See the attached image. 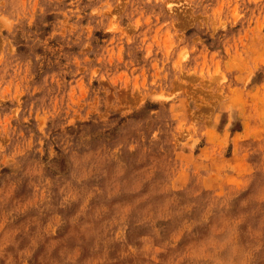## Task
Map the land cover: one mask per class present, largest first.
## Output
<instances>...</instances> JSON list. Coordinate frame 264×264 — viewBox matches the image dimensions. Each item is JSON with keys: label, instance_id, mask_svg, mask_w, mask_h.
Wrapping results in <instances>:
<instances>
[{"label": "rangeland", "instance_id": "1", "mask_svg": "<svg viewBox=\"0 0 264 264\" xmlns=\"http://www.w3.org/2000/svg\"><path fill=\"white\" fill-rule=\"evenodd\" d=\"M0 264H264V0H0Z\"/></svg>", "mask_w": 264, "mask_h": 264}]
</instances>
